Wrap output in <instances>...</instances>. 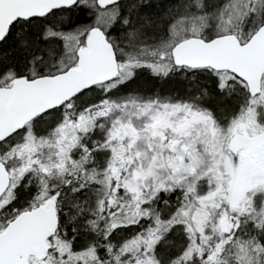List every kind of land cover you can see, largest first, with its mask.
<instances>
[{
	"label": "snow or ice",
	"instance_id": "1",
	"mask_svg": "<svg viewBox=\"0 0 264 264\" xmlns=\"http://www.w3.org/2000/svg\"><path fill=\"white\" fill-rule=\"evenodd\" d=\"M0 264H264V0H0Z\"/></svg>",
	"mask_w": 264,
	"mask_h": 264
}]
</instances>
